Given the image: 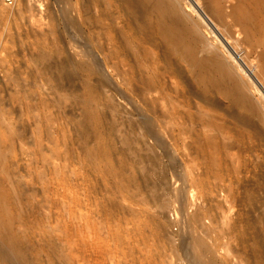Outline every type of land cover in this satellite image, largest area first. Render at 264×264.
<instances>
[{
	"label": "rangeland",
	"instance_id": "rangeland-1",
	"mask_svg": "<svg viewBox=\"0 0 264 264\" xmlns=\"http://www.w3.org/2000/svg\"><path fill=\"white\" fill-rule=\"evenodd\" d=\"M129 1L109 0L87 9L86 0H17L12 6L0 0V194L11 214L8 228L0 227V264H105L110 230L117 239L125 229L131 233L126 246L138 245L131 238L138 233V209L155 239L162 233L180 246L191 184L196 195L211 190L209 204L219 203L234 223L228 238L232 262L264 264V62L258 47L243 42L230 16L221 23L213 18L206 2L204 8L197 0H176L201 23L204 45L214 46L233 67L246 97L255 102L249 108L235 105L220 87L225 73L213 74L207 64L203 75L192 70L194 60L180 62L157 31L139 23L134 10L140 7ZM231 1H222L225 9ZM102 9L110 20L104 16L101 26L87 25L89 12L99 16ZM66 54L92 60L93 73L70 72L59 62ZM189 65L197 72H188ZM182 67L185 71L176 72ZM139 77L144 84H137ZM202 118L221 129L227 148L222 163H203ZM199 181L210 186L199 188ZM216 211L214 219H219ZM5 233H12L10 244L20 252L4 254Z\"/></svg>",
	"mask_w": 264,
	"mask_h": 264
},
{
	"label": "bare ground",
	"instance_id": "bare-ground-1",
	"mask_svg": "<svg viewBox=\"0 0 264 264\" xmlns=\"http://www.w3.org/2000/svg\"><path fill=\"white\" fill-rule=\"evenodd\" d=\"M222 1H224V0H197L198 4L200 3L201 6H203L202 5L203 2H206L205 5L207 6V9L212 11L211 14H212L213 18H215L216 20L220 21L219 23L225 22L224 20L228 16H230V18H232L231 20H233L232 25L233 24L235 26L237 25L239 27V29L243 32V34H244L243 42H246L249 45L252 44L253 46L258 47L257 49H258L259 57H262L263 58V62H264V17L263 18L260 17L261 14H264V0H234L235 2L233 4H232L233 1H231L230 4H232V6L229 8V10L225 9V7L223 6V2ZM102 2H103L104 5H105V3H107L105 0H86V8L88 9L89 8L88 6H90L91 4H94V6L97 5L96 7H98V4H100ZM115 2H116V0H115ZM179 2L180 1H176V0H132V1H129V3H131V4H134V3L135 4H138L139 7H140V11H139V8H137L138 10L137 9L134 10L135 12L138 11L139 13H137V15H136L135 12H134V14L136 16H134V15L133 16L136 17V19L141 18L140 19V21L142 20L141 22L138 20L140 24L143 22L144 24H147V26L150 29L157 31L158 34H160L161 37H162V39H163V41L160 40V41L163 42V45L167 49H170V51L172 53H174L175 55H177V54L179 55V56L178 55L177 56H178V58H180V60L179 59H177V60H179L180 62L184 61V59H186V60L188 59L191 62H192V60H194V62L196 63L197 67H194L193 66L194 68H192V70L195 69V68L196 69L198 68V73H200V74L203 73V72H205V71H207V70L204 71V68L208 66L207 64H209V68L210 69L214 70L212 72L213 74H215V73L216 74L217 73H219V74L220 73H225L226 77H225V75L222 74L225 77V81L221 82V85H220V87L223 90V93L226 94V95H229L230 98H231V102L232 103L234 102L235 105H241V106H244V107H247V108H249L250 106L253 107V104H252V102H253L252 100L253 99L250 102L248 100V98H247L248 96L246 97V87H245V85L243 83H239L237 81L236 77L233 75V73L231 71L233 69H230L229 68V66H230L229 63H227V61L223 60L224 58H221L220 54L217 53L218 51H216L214 49V46H212L213 44L211 45L213 48L210 47V45L209 46L207 44H205L207 46L204 45L205 42L203 43V40H202V33L203 32L202 33L200 32V29H202L201 28V25H200L201 23H199L196 19H194L193 17H191L190 14H188L186 12L187 10L186 11L183 10L182 9L183 3H182V6H181V5L178 4ZM120 3H123L124 4V0H123V2H120ZM123 4H122V7L123 8L125 7L124 9H126V8L128 9L129 4L126 3V4H128V6L127 5L124 6L125 4L124 5ZM109 5H111V4H109ZM113 5H114V3H112V5H111L114 8V7H116L117 4H115L114 6ZM120 5H119V8H120ZM201 6L199 5V7H201ZM91 7H92V5H91ZM109 7L110 6H108V9H110ZM130 7H132V6H130ZM92 8L94 9V7H92ZM98 8H100V6ZM121 9H119V10L121 11ZM130 9H128L127 11H130ZM96 10H98V9H96ZM115 10L118 11V9H115ZM123 10H122V12H123ZM0 11H1V9H0ZM102 12L103 13H101L99 16H97V15H95L93 13H91V15H90V12H89V14L86 17V24L89 25L92 28L101 26L100 19L101 20L105 19L104 16H107L108 18L110 17V16L106 15V13L104 12V10ZM131 14H133V13H131ZM2 15H4V14H2ZM61 15H63V14H61ZM93 15H95L97 17H95ZM114 16H115V13H114ZM114 16L112 15V18L113 19H114ZM108 18H106V19L107 20H110V18L109 19ZM1 19H4V18H1ZM130 19H131V16H130L129 20ZM133 20H135V18ZM102 22L105 23V21H102ZM125 23H124V25H126ZM135 23H137V22H135ZM139 23H137V24H139ZM137 24H135V25H137ZM144 24H142V25H144ZM106 25L108 26V24H106ZM228 25H230V24H228ZM228 25L226 24V26H228ZM103 26L106 28L105 25H103ZM67 27H66V29H67ZM119 27H120V25H119ZM141 27H143V26H141ZM141 27L139 26L138 27L139 29L136 28L138 31H140V33L144 31V30L141 31V29H142ZM92 28H91L92 32L90 31V34L94 35ZM143 28H145V25H144ZM107 29H108V27H107ZM129 29H130V27H129ZM147 29H146L145 32H147L148 30H150V29H148V30ZM230 29H232L231 28V25H230V27H228L227 30H230ZM111 31H113V30H111ZM115 32H116V30H115ZM157 32H156V34H157ZM120 34H123V33H120ZM144 34H147V33H144ZM106 35H105V37H106ZM132 35H134V34L132 33ZM147 35L145 36V38H147L146 40L148 41L149 36L151 34L149 36H147ZM116 36L114 38H116ZM158 36H156V37H158ZM105 37H104V39H105ZM77 38H75V39H77ZM129 38H131V37H129ZM145 38H142V39H139V40H144ZM134 39H136V37ZM159 39H160V37H159ZM203 39H205L204 36H203ZM110 41H112V40H110ZM121 41H124V37H123V40H121ZM127 41H129V40H127ZM132 41L133 40H131L129 42H132ZM136 41H137V39H136ZM149 41H151V40H149ZM115 42H116V44H118L117 43L118 41L116 39H115ZM124 42H126V41H124ZM139 42H141V41H139ZM110 43L113 44V42H110ZM136 43H138V42H136ZM74 44H76V43H74ZM127 44L125 43L123 45L124 46L125 45L127 46ZM132 44H135V43L132 42L131 43V46H132ZM77 45H80V43L79 44L77 43ZM129 45H130V43H129ZM140 45H141V43H140ZM140 45H139V47H140ZM143 45H145V44H143ZM77 47H79V46H77ZM112 47H114L116 49V46H112ZM135 47H137V45ZM145 47H146V45L144 46V48ZM148 47H149V45H148ZM242 47H244V46L242 45ZM255 47H252V48H255ZM114 48H111V49H114ZM128 48H129V46H128ZM128 48H124V49L129 50ZM79 49H78V52H79ZM87 49H89V48H87ZM124 49H122V50H124ZM138 50L139 49H137V51ZM255 50H256V48H255ZM119 51H120V49H119ZM143 51H145V50H143ZM132 52H134V51H131V53ZM135 52L132 53V54L134 55V54L137 53V52L136 53ZM112 53H114V52H112ZM118 53L119 52H116V54H118ZM138 53H139V51H138ZM167 53H168V51H167ZM79 54H80V52H79ZM119 54H121V52ZM143 54H144V52H143ZM168 54H170V53H168ZM125 55H127V51L124 54V56ZM140 55H141V53H140ZM249 55H250V53H249ZM130 57H131V55H130ZM222 57H224V56L222 55ZM175 58H176V56H175ZM175 58H173V59H175ZM136 60L137 59H135L134 61H136ZM91 61L90 60H86L85 57L83 56V54L81 55V59L80 60H76L75 58H73V57H71V56H69L67 54H66V56H64L63 58H61L59 60V62L61 64L62 63L64 65L66 64L69 67L70 72L79 71V72H81L83 74H88V75H90V74L93 73V68L94 67H93V63ZM172 61H174V60H172ZM178 62L176 61V63H178ZM167 63H169V62L167 61ZM124 64H126V63H124ZM180 64H182V63H180ZM136 65H138V64H136ZM183 65L184 64H182L181 66H183ZM191 66H192V64H191ZM191 66L189 67L190 71H188V72H191ZM171 68H172V66H171ZM231 68H233V67H231ZM128 70H130V69H128ZM176 70H177V68H176ZM180 70L185 71V68L183 69V67H182V69H179V71L177 70L176 72H179L180 73ZM126 71H127V69H126ZM195 71L197 72V70H195ZM195 71H192V72L194 73ZM200 71H203V72H200ZM148 72L150 73V70ZM192 72H191V74H192ZM182 74H181V78L184 79L183 76L186 75V72L184 73L185 75L182 76ZM200 74H199V76H200ZM260 74H262V73H260ZM203 75H204V73H203ZM206 75L207 74H205V76H204L205 78H206ZM154 76H156V73H155ZM135 77H133V78H135ZM142 77H144V76L142 75ZM209 77H207V79ZM195 78H196V75H195L194 79ZM135 80H137V77H136ZM200 80H199V82H200ZM139 81H142V79L140 80V77H139L138 82ZM143 81H145V80L143 79ZM197 81H196V83H197ZM201 81H203V80H201ZM204 81H207L208 82V80H206V79ZM136 82L137 81H135V83ZM140 83L141 82H139L137 84H140ZM202 83H204V82H202ZM215 83H218V81L212 83L210 85V87H212V85L215 84ZM141 84H144V83L142 82ZM146 84H147V82H146ZM197 85H199V84L197 83ZM220 87H218V88L220 89ZM174 88H176V87H174ZM203 88H204V86H203ZM203 90L205 91V89H202V91ZM207 90H208V93H209V89H207ZM210 90L212 91V89H210ZM214 90H216V88ZM212 92H214V91H212ZM208 93H206V94H208ZM227 98L229 99L228 96H227ZM154 99H156V97ZM157 102H160V101H157ZM212 102H215L216 103L217 101H212ZM253 103H255V102H253ZM255 105L256 104H254V106ZM168 106H169V104H168ZM199 110H200V108H199ZM253 110H254V108H253ZM169 111H171V110L169 109ZM166 113H164V114L167 117ZM258 115H260V117L262 116L259 113H258ZM262 117H264V116H262ZM261 119L264 120V118H261ZM199 122H201V119H200ZM201 123H202L201 130L203 129V132H204V134H203V136H204L203 137V143H204V149H203V156L204 157L203 158H204V161H203V163H209V164L210 163H222L221 162V160H222V153L224 151L227 152V148L224 146L225 144L221 141V139L222 140L224 139V138H222L223 134L221 135V131H220L221 129L217 125H215L214 123H212L209 119H206V118H204ZM182 124H183V122H182ZM186 139H187V137H186ZM221 142L224 145L221 144ZM227 154H229V153H227ZM229 156H232V155L229 154ZM206 166H208V164ZM206 166H204V167H206ZM207 169H208V167H207ZM209 177H211V176H209ZM205 178H207V177H205ZM190 183H191V181H190ZM206 183H207V181H206ZM206 183H205V181L204 182L199 181V186H200L199 188H201V187L204 188V186H206ZM208 185H209V183H208ZM195 186H194V184H191V189H190L191 191H190V194H189L190 200H188V203H187L188 204V213L185 214V216H186L185 221L183 220L185 222V225L182 224V225L185 226V228L183 226L180 228L181 230L184 228L186 233H185L184 237L182 236L183 237V239H182L183 241L181 240L182 244L180 246H178L179 245L178 243H177L178 245H176V241L174 243V241L165 240L166 239V236L163 235L162 233H159V235H158L159 238H156L155 239V236L149 231V229L147 228V225H145V222H146L145 219H146V217L145 218L143 217V216H145V213L143 211H141V209L140 210L138 209V211L134 213L135 214V218L134 219H136L137 226L139 227L138 228L137 226H135V227L138 228V233H135L134 232L133 234H135V235L131 237L133 240L139 242L138 245L128 246V247L126 246L125 243L128 241V239L130 240L129 234H131V233H128L125 229L121 228L122 230L118 233V235H120V238L117 237L118 240L115 239V235L117 236V232H115V230L114 231L113 230L112 231L111 230L110 231L108 230L109 233L107 235L108 236V238H107L108 241H107V247H106L107 248V257L106 258L107 259H106L105 264H180V261H182V260L184 262H186L187 264H235V263L232 262V259L233 258H231V256L234 255V252L231 249L232 245H231V242L228 239V238L231 239V236H230L229 233L234 232L233 231L234 228H235L234 223L231 222L230 218H228V219L226 218L228 215L226 216L224 209L222 208V206L219 203L216 204V207L213 206L212 204H209V202L211 200V198H210V194L212 193L211 190H210V193H203V191H202V192H199L198 195H196L195 193H196L197 187H195ZM178 195H177V197H178ZM196 201H198V202H196ZM225 208H228V207H225ZM131 210L133 212V209H131ZM131 210H129V211L131 212ZM215 210H218V211H216V213H218L219 215L218 214H216V215H217V218H219V216H220L219 219H214V212H215ZM10 223H11V214L9 212L8 205H7V203L5 201H3V196L0 194V227H2V228H4V227L6 228L7 227L8 228V225ZM108 224H109V222H108ZM95 227L96 226H94V228ZM101 228H102V226H101ZM217 228L218 229L221 228V230L220 229H219L220 231L219 230H216ZM111 229H113V227ZM143 229H144V232H143ZM184 229L182 230V232L184 231ZM123 230H125V232ZM181 230H179V231H181ZM133 231H135V230H133ZM126 234H128V236ZM10 236H12V233L10 235H8V236L5 233V235L2 236V243L5 245V253L4 254L14 255L15 253L20 252V248H19L18 245H17V247H15L12 244H10V240L12 238ZM223 237H225L224 239H227V240H223L222 239ZM262 242H263V245H264V230H263V233H262ZM132 244H133V242H132ZM127 245H128V243H127ZM125 247H127V248H125ZM129 247H132L131 250H129L130 249ZM135 247L138 248V249H134L132 251V249L135 248ZM128 250L130 251V253H129ZM217 250H221L222 252L221 253H216ZM229 253H230V256L228 255ZM218 254H221V258L218 256ZM10 257L11 256H9V258ZM11 258H13V257H11ZM261 258H262L261 260L264 261V255H262ZM102 264H104V263H102Z\"/></svg>",
	"mask_w": 264,
	"mask_h": 264
},
{
	"label": "built area",
	"instance_id": "built-area-1",
	"mask_svg": "<svg viewBox=\"0 0 264 264\" xmlns=\"http://www.w3.org/2000/svg\"><path fill=\"white\" fill-rule=\"evenodd\" d=\"M17 0H2V2L8 6H12L15 4Z\"/></svg>",
	"mask_w": 264,
	"mask_h": 264
}]
</instances>
